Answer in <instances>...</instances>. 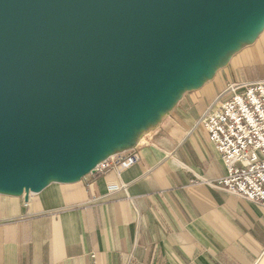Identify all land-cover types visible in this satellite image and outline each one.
Returning <instances> with one entry per match:
<instances>
[{
    "label": "water",
    "instance_id": "1",
    "mask_svg": "<svg viewBox=\"0 0 264 264\" xmlns=\"http://www.w3.org/2000/svg\"><path fill=\"white\" fill-rule=\"evenodd\" d=\"M264 31V0H0V195L136 148Z\"/></svg>",
    "mask_w": 264,
    "mask_h": 264
},
{
    "label": "crops",
    "instance_id": "2",
    "mask_svg": "<svg viewBox=\"0 0 264 264\" xmlns=\"http://www.w3.org/2000/svg\"><path fill=\"white\" fill-rule=\"evenodd\" d=\"M260 80L264 31L142 136L135 166L0 195V264H264V208L211 186L225 168L199 124L227 84Z\"/></svg>",
    "mask_w": 264,
    "mask_h": 264
},
{
    "label": "built area",
    "instance_id": "3",
    "mask_svg": "<svg viewBox=\"0 0 264 264\" xmlns=\"http://www.w3.org/2000/svg\"><path fill=\"white\" fill-rule=\"evenodd\" d=\"M215 103L199 119L225 168V176L211 186L264 208V80L228 84ZM138 161L131 150L100 163L93 174L111 168L121 173ZM125 188L110 184L107 193Z\"/></svg>",
    "mask_w": 264,
    "mask_h": 264
},
{
    "label": "rangeland",
    "instance_id": "4",
    "mask_svg": "<svg viewBox=\"0 0 264 264\" xmlns=\"http://www.w3.org/2000/svg\"><path fill=\"white\" fill-rule=\"evenodd\" d=\"M234 83H236V82H234ZM229 84H231V83H229ZM228 85V84H227Z\"/></svg>",
    "mask_w": 264,
    "mask_h": 264
}]
</instances>
